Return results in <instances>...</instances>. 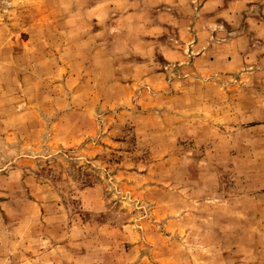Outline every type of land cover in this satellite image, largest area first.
Segmentation results:
<instances>
[{
    "label": "rangeland",
    "instance_id": "obj_1",
    "mask_svg": "<svg viewBox=\"0 0 264 264\" xmlns=\"http://www.w3.org/2000/svg\"><path fill=\"white\" fill-rule=\"evenodd\" d=\"M0 264H264V0H0Z\"/></svg>",
    "mask_w": 264,
    "mask_h": 264
}]
</instances>
